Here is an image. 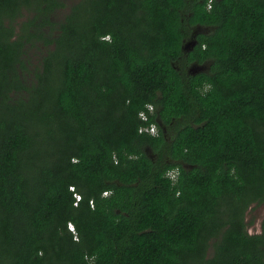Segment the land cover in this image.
<instances>
[{
  "label": "trees",
  "instance_id": "obj_1",
  "mask_svg": "<svg viewBox=\"0 0 264 264\" xmlns=\"http://www.w3.org/2000/svg\"><path fill=\"white\" fill-rule=\"evenodd\" d=\"M62 7L0 0V264H264V0Z\"/></svg>",
  "mask_w": 264,
  "mask_h": 264
},
{
  "label": "rangeland",
  "instance_id": "obj_2",
  "mask_svg": "<svg viewBox=\"0 0 264 264\" xmlns=\"http://www.w3.org/2000/svg\"><path fill=\"white\" fill-rule=\"evenodd\" d=\"M65 2V7H62L55 11L56 19H60L63 17L65 12L67 11L68 7L79 0H63ZM205 29V28H204ZM200 29V30H204ZM38 46H40V43H37ZM42 46H40L41 49ZM28 55L30 57V60L35 63L38 59V54L40 53V50L38 47H31L28 49ZM264 219V203L260 204H252L246 211V221L253 220L251 224L248 225V231L251 233L259 232L260 231V223Z\"/></svg>",
  "mask_w": 264,
  "mask_h": 264
},
{
  "label": "built area",
  "instance_id": "obj_3",
  "mask_svg": "<svg viewBox=\"0 0 264 264\" xmlns=\"http://www.w3.org/2000/svg\"><path fill=\"white\" fill-rule=\"evenodd\" d=\"M154 110V107L152 104H147L146 105V109L141 111L139 113V116L141 117V119L143 120H147V112L148 113H152ZM140 132H147V133H150V134H156L157 133V128L155 127L154 124H150L148 126H142L140 127L139 129ZM172 177H175V174H172ZM107 192H103V194H106ZM74 196H75V199L78 200L80 198L79 194L77 193H74ZM68 228L71 230V231H74V227H73V224L72 223H68Z\"/></svg>",
  "mask_w": 264,
  "mask_h": 264
},
{
  "label": "water",
  "instance_id": "obj_4",
  "mask_svg": "<svg viewBox=\"0 0 264 264\" xmlns=\"http://www.w3.org/2000/svg\"><path fill=\"white\" fill-rule=\"evenodd\" d=\"M200 29H202V28H201V27H197V28H195L193 31H194L195 33H197V32H199V31H201ZM193 43H194L193 40H189V41H187V43H186L187 45L185 44L186 46L184 45L183 47L186 48V49H189ZM202 69H204V66H203L202 64H198L197 62L192 63V64L188 67V71H189V72H192V73L202 71Z\"/></svg>",
  "mask_w": 264,
  "mask_h": 264
},
{
  "label": "flooded vegetation",
  "instance_id": "obj_5",
  "mask_svg": "<svg viewBox=\"0 0 264 264\" xmlns=\"http://www.w3.org/2000/svg\"><path fill=\"white\" fill-rule=\"evenodd\" d=\"M202 29H204L203 27H201ZM201 31H203V32H206L205 31V29L204 30H201ZM200 32V31H199ZM189 40H193V44L191 45V47L189 48V49H187V50H192L193 48H194V46L197 44V39L195 38V32L192 30V35L189 37V39H187L185 42H184V45L187 43V41H189ZM187 45V44H186ZM185 45V46H186ZM192 63H194V62H192ZM191 63V64H192ZM198 64H202L203 66H204V69H202V71H205V70H207L208 69V64H206L205 62H203V63H198ZM159 127H160V129H162V130H164L166 127L160 122L159 123Z\"/></svg>",
  "mask_w": 264,
  "mask_h": 264
}]
</instances>
